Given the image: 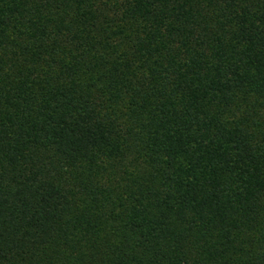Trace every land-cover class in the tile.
Listing matches in <instances>:
<instances>
[{
  "label": "trees",
  "instance_id": "obj_1",
  "mask_svg": "<svg viewBox=\"0 0 264 264\" xmlns=\"http://www.w3.org/2000/svg\"><path fill=\"white\" fill-rule=\"evenodd\" d=\"M0 264H264V0H0Z\"/></svg>",
  "mask_w": 264,
  "mask_h": 264
}]
</instances>
